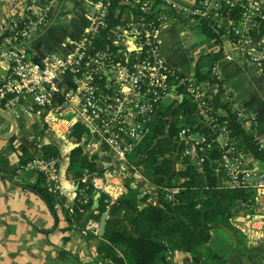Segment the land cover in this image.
Masks as SVG:
<instances>
[{
	"label": "crops",
	"instance_id": "crops-1",
	"mask_svg": "<svg viewBox=\"0 0 264 264\" xmlns=\"http://www.w3.org/2000/svg\"><path fill=\"white\" fill-rule=\"evenodd\" d=\"M94 1L0 0V36L5 33L10 18L30 5L34 13L45 12L48 19L35 35L19 43L18 47L26 56L40 61L52 52L73 53L90 23ZM173 1L178 5L171 13L175 19L170 18L159 31L162 54L182 74H195L197 64L201 69L208 66L207 60L201 57L218 50L220 44L207 37L197 22L186 18L196 0ZM229 26L231 21L227 19L224 28ZM114 29L109 33L110 38ZM189 46H192L190 51ZM223 48L229 55L216 62L217 74L232 98V108L252 120L246 127L255 132L264 148V71L249 58L239 55L228 41L223 42ZM4 52V47H0V84L10 74V61ZM221 108L224 110L221 113L226 115V109ZM1 109L13 117L16 131L13 136L0 139V264H111L101 258L98 244L105 233L107 220L114 217L109 210L98 219L91 216L99 207L101 194L108 195L111 201L134 196L144 205H156L161 187L146 176L138 181L118 175L114 155L87 126L79 113L77 99L64 101V96L62 100L56 97L51 104L42 106L36 103L31 92L10 91L1 103ZM77 126L83 129L79 136L75 134ZM12 131L11 120L0 114V134ZM19 137L35 141L38 148L49 145L59 151L62 189L51 194L53 207L41 193V189L46 188L42 167L30 169L27 167L29 161L22 162ZM73 144L82 147L84 154L96 156L105 167L103 174L87 172L81 178L92 185L91 193L78 185L72 167ZM174 162L178 169L184 167L182 160L175 159ZM253 164L264 171L259 159L256 158ZM175 179L178 184L184 181L181 177ZM226 189L225 176L218 173L215 195L229 210L230 224L206 226L211 229L212 237L219 232L225 240L222 248L211 245L212 249L208 245L219 258L211 257L207 250L200 249L202 247L196 253L198 261L191 252L173 250L167 253L170 264H220L223 259L231 264H264V195L256 196L258 201L248 206L239 201L227 203ZM78 196L85 202L92 199L91 207L82 217L73 216ZM249 212L254 215L249 217ZM118 219L131 230L128 221L123 217Z\"/></svg>",
	"mask_w": 264,
	"mask_h": 264
},
{
	"label": "built area",
	"instance_id": "built-area-1",
	"mask_svg": "<svg viewBox=\"0 0 264 264\" xmlns=\"http://www.w3.org/2000/svg\"><path fill=\"white\" fill-rule=\"evenodd\" d=\"M117 1L125 6L121 23L110 25L108 20L115 0H95L90 23L76 50L66 55L48 53L40 61L29 59L18 45L47 23V15L34 13L30 5L17 11L0 36V47H4L10 61V74L0 84V108L10 91L31 92L36 103L42 106L51 104L56 97L64 96V101L77 99L79 113L87 126L114 155L118 175L142 181L145 178L142 168L131 164L129 155L146 136L153 113L165 102L175 106L184 97H191L196 103L193 120L211 128L212 132L181 129L173 137L174 157L182 161L188 158L201 165L218 151L216 171L225 176L226 187H251L256 192L253 201H258L256 196L264 195V171L253 164L256 158L250 151L237 146L229 127L219 120L224 110L212 105L219 88L209 81H198L194 73L182 74L162 54L159 31L170 18L175 19L171 13L178 7L177 3L173 0ZM131 7H136L138 13ZM233 12H236L234 16ZM186 18L199 25L202 20H212L214 31L224 30L219 38H213L220 44L218 49H222L223 56L229 55L223 48V42L228 41L233 50L264 71V28L261 26L264 0H196ZM227 19L231 26L224 28ZM101 39L104 42L99 45ZM212 71L219 78L215 65ZM68 75H71V87L66 81ZM222 89V100L232 101L224 84ZM232 110L247 124L252 123ZM260 147L263 148L261 142ZM58 163L57 156L48 159L35 156L27 164L30 169L42 167L46 188L51 194L62 189ZM162 189L171 201L181 192L180 186ZM253 215L249 212V217Z\"/></svg>",
	"mask_w": 264,
	"mask_h": 264
},
{
	"label": "trees",
	"instance_id": "trees-1",
	"mask_svg": "<svg viewBox=\"0 0 264 264\" xmlns=\"http://www.w3.org/2000/svg\"><path fill=\"white\" fill-rule=\"evenodd\" d=\"M124 5L115 0L108 16L110 25L121 23ZM138 13L136 7L130 8ZM236 12H233V16ZM264 28V20H261ZM200 27L205 35L215 38L224 32L219 29L214 31L212 20H202ZM104 42L102 39L98 44ZM223 57L222 49L213 51L201 59H206L207 68L201 69L196 65L195 74L198 81L214 83L218 92L212 99L214 107H223L226 115L219 116V120L225 123L231 130L240 149H245L259 159L264 166V148L260 147L259 137L252 129L246 127L247 123L232 110L231 101H224L222 97V80L212 71V67ZM68 75L66 81L73 85ZM62 100L63 97H58ZM196 109V103L191 97H184L177 105L158 107L153 113L146 136L136 145L129 155L131 164L143 169L144 176L161 187L158 204L144 205L137 197H124L111 201L108 195L102 193L99 198L98 209L91 214L98 219L102 213L109 210L113 219L107 220L105 233L98 244V252L103 260L111 261V264H170L167 253L173 250L191 252L196 256L198 249L208 246L212 238V231L206 224H220L229 226L230 212L224 202L215 195L218 183L219 152L212 153V159L201 165L190 159L183 160L184 167L175 168V149L173 137L183 128H192L209 133L212 129L193 120L192 114ZM78 136L83 131L81 126L76 127ZM16 139L13 138L11 141ZM21 159L27 163L35 156L48 159L51 156H59V151L54 146L42 145L37 147L35 141L19 137ZM32 152V155H29ZM72 167L78 179L79 187L92 192V185L81 180L85 173L103 174L105 167L96 160V156H88L83 153L82 147H75L72 151ZM176 169V170H175ZM184 178L182 183L175 178ZM165 184V185H164ZM164 185V186H163ZM180 186L181 192L175 200H169L165 196L163 187ZM42 195L47 199L51 207L53 196L45 188L41 189ZM255 191L249 188H227L225 200L230 202L250 203L254 200ZM92 199L85 202L82 196H78L74 205V217H82L84 211L91 207ZM83 210V212H82ZM123 217L131 225L129 231L118 219ZM93 236L90 234V237ZM209 247V246H208ZM211 257L218 254L209 248ZM219 258V257H218ZM195 261L199 259L194 257ZM220 264H231L222 260Z\"/></svg>",
	"mask_w": 264,
	"mask_h": 264
},
{
	"label": "rangeland",
	"instance_id": "rangeland-1",
	"mask_svg": "<svg viewBox=\"0 0 264 264\" xmlns=\"http://www.w3.org/2000/svg\"><path fill=\"white\" fill-rule=\"evenodd\" d=\"M207 37H209V36H207ZM191 47L189 46L187 49H189V51H190ZM162 107L166 108V107H169V105L167 102H165L162 104ZM174 159H176V158L174 157ZM175 168L178 169V166H175ZM208 245H210V246L212 245L213 247H214V245H219V248H222V246L225 245V240L222 239V236L220 235L219 232H215L212 239L209 241ZM212 246H211V248L214 249ZM200 249L207 250L209 252L208 246H202V248H200Z\"/></svg>",
	"mask_w": 264,
	"mask_h": 264
},
{
	"label": "water",
	"instance_id": "water-1",
	"mask_svg": "<svg viewBox=\"0 0 264 264\" xmlns=\"http://www.w3.org/2000/svg\"><path fill=\"white\" fill-rule=\"evenodd\" d=\"M0 114L5 115L6 117H8L11 120V122L13 123V131L11 133L0 134V139H7V138H9V137L14 135V133L16 131V124H15V121H14L13 117L8 112H6L5 110H3L1 108H0ZM76 146H78V144H73V148L76 147ZM103 232H104V229H103Z\"/></svg>",
	"mask_w": 264,
	"mask_h": 264
}]
</instances>
